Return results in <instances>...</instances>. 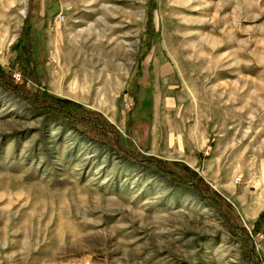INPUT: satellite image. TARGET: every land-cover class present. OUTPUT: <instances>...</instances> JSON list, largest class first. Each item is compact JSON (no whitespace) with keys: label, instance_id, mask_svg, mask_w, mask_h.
I'll use <instances>...</instances> for the list:
<instances>
[{"label":"rangeland","instance_id":"374dc122","mask_svg":"<svg viewBox=\"0 0 264 264\" xmlns=\"http://www.w3.org/2000/svg\"><path fill=\"white\" fill-rule=\"evenodd\" d=\"M0 74V264H264V210L249 222L219 180L261 190L264 0H0ZM26 91L100 112L126 152L195 169L243 229Z\"/></svg>","mask_w":264,"mask_h":264},{"label":"trees","instance_id":"16d2710c","mask_svg":"<svg viewBox=\"0 0 264 264\" xmlns=\"http://www.w3.org/2000/svg\"><path fill=\"white\" fill-rule=\"evenodd\" d=\"M3 77L4 74H0V78ZM5 82L11 85L12 88L18 90L19 87L16 86V83H13L6 78ZM24 96L27 98V101L32 108H35L36 110H45L62 121H66L78 129H83L91 138L105 142L132 160L155 164L161 171L175 175L184 183L192 184L199 193L208 199L216 200V202H220L219 204H221V201H224L227 210L234 215V217L233 215H229L230 223L234 227H237L238 224L240 225L238 215L234 212L235 208L233 205L225 200V197H223L218 191L211 190L209 184L204 181L195 169L179 161L170 162L166 159L153 157L152 155L147 157L126 152L118 141V132L115 126L107 122L100 112L88 110L80 103L71 101L67 98L55 97L46 92H43L42 95H40L39 92L28 93L26 91ZM260 218L261 216H259L258 222H260ZM238 228L243 229L241 225L238 226Z\"/></svg>","mask_w":264,"mask_h":264},{"label":"crops","instance_id":"0c3cea01","mask_svg":"<svg viewBox=\"0 0 264 264\" xmlns=\"http://www.w3.org/2000/svg\"><path fill=\"white\" fill-rule=\"evenodd\" d=\"M217 164L218 160L209 159L206 162V170L216 168ZM257 165L260 182L257 187L261 189L260 191L253 192L245 187L237 186L236 183L232 182L230 173H227L223 179L219 178L222 194L237 208L239 207L249 222H254L259 213L264 210V155L258 159Z\"/></svg>","mask_w":264,"mask_h":264},{"label":"bare ground","instance_id":"6f19581e","mask_svg":"<svg viewBox=\"0 0 264 264\" xmlns=\"http://www.w3.org/2000/svg\"><path fill=\"white\" fill-rule=\"evenodd\" d=\"M19 15H20V12L19 13H17L16 15H15V17L17 18V17H19ZM13 16V15H12ZM12 16H9V18H12ZM88 81V80H87ZM83 82V81H82Z\"/></svg>","mask_w":264,"mask_h":264}]
</instances>
